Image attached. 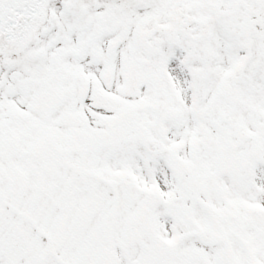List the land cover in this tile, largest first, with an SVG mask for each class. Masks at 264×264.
I'll return each instance as SVG.
<instances>
[{"label": "snow or ice", "instance_id": "1", "mask_svg": "<svg viewBox=\"0 0 264 264\" xmlns=\"http://www.w3.org/2000/svg\"><path fill=\"white\" fill-rule=\"evenodd\" d=\"M0 264H264V0H0Z\"/></svg>", "mask_w": 264, "mask_h": 264}]
</instances>
